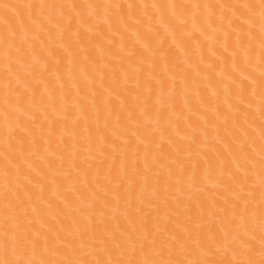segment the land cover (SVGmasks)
Instances as JSON below:
<instances>
[{
  "label": "bare ground",
  "instance_id": "bare-ground-1",
  "mask_svg": "<svg viewBox=\"0 0 264 264\" xmlns=\"http://www.w3.org/2000/svg\"><path fill=\"white\" fill-rule=\"evenodd\" d=\"M260 4L0 0V260L258 262Z\"/></svg>",
  "mask_w": 264,
  "mask_h": 264
},
{
  "label": "snow or ice",
  "instance_id": "snow-or-ice-1",
  "mask_svg": "<svg viewBox=\"0 0 264 264\" xmlns=\"http://www.w3.org/2000/svg\"><path fill=\"white\" fill-rule=\"evenodd\" d=\"M261 8V15L264 17V0H261L260 4ZM262 47H264V40H262ZM262 87H264V79H262ZM262 152H264V148H262ZM262 161H264V157H262ZM262 230H264V225H262ZM18 238L17 240L13 241L12 243V251H15L16 245L18 244ZM261 246H262V251H261V259L257 262L252 259H249L244 262L236 261L235 264H264V236L261 237ZM243 247L247 248L248 247V242L243 243ZM4 250L5 254L7 255L8 250H9V243L6 240L5 245H4ZM250 254V253H249ZM0 264H24L23 261H17V260H9V259H4L0 260ZM117 264H122V262H117ZM153 264H160L159 261H154ZM204 264H234L232 260L228 261H205Z\"/></svg>",
  "mask_w": 264,
  "mask_h": 264
}]
</instances>
